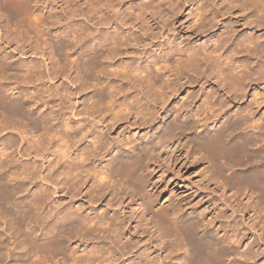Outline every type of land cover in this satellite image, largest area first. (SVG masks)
Returning a JSON list of instances; mask_svg holds the SVG:
<instances>
[{
    "label": "bare ground",
    "instance_id": "obj_1",
    "mask_svg": "<svg viewBox=\"0 0 264 264\" xmlns=\"http://www.w3.org/2000/svg\"><path fill=\"white\" fill-rule=\"evenodd\" d=\"M122 2L84 0L83 8L80 0H0V264H264L256 239L242 249L244 221L224 212V204L245 210L250 229L262 223L264 235V98L255 91L250 104L234 107L248 85L264 82L263 35L252 31L240 49L229 36L201 50L170 42L150 61L133 63L123 56L148 45L135 36L139 26L110 30ZM167 3L164 20L191 8L198 30L224 26L232 9L253 11L256 19L246 14V22L264 27V0ZM148 4L135 3L128 14L144 22L160 15L162 0ZM125 22L128 31L133 22ZM5 48L26 57L16 62ZM188 73L219 85L218 96L201 98L200 113L194 92L170 108ZM52 75L77 86H47ZM131 116L144 128L141 137L119 130L132 127ZM155 120L164 123L159 130ZM24 155L34 160L23 162ZM191 164L227 196L223 207L194 216L184 201L161 204L163 174Z\"/></svg>",
    "mask_w": 264,
    "mask_h": 264
},
{
    "label": "rangeland",
    "instance_id": "obj_2",
    "mask_svg": "<svg viewBox=\"0 0 264 264\" xmlns=\"http://www.w3.org/2000/svg\"><path fill=\"white\" fill-rule=\"evenodd\" d=\"M177 1H179V0H172V2H175V3H177ZM138 2L139 3L142 2L143 4L149 3L148 4L149 6L150 5L154 6V3H157V0H123V2L121 4V12H122L123 16L121 15L117 20H115V23L112 25V28H110V30H111V29H113V26H115V28H116V26H118L117 27L118 31H124V32H126V34H128V32L129 33L134 32V30H135L134 28H132V25H136V27L139 26L140 31L135 32V36H137V39L141 40L144 44L147 43L148 46L144 45V48H143V46L136 48V51H135L136 54H134V53H133V55L130 54L131 55L130 57L129 56L126 57L125 55L123 56L122 59L126 58L125 60H130V61L133 60V63H137V62L139 63L140 62V63L144 64V63L150 61V59L152 58V57H149L151 53H152L151 56L152 55L158 56L160 52H164V50L167 49L168 47H170V48L172 47V46H169L170 42L173 43V45H176L177 43H182V45H184V46L185 45L189 46V47L195 46L197 49L201 50L203 48V46L205 45V43L207 42V40L212 39V38L215 39L218 37L223 38L225 36L226 37L229 36V38H230L229 39V46H231V47L233 46L236 49H240L241 46H237L238 41L241 40L244 36L246 37L249 34H251L252 31H253L252 32L253 35H251L252 37L254 35L262 34L263 35L262 42H264V27H257L255 23H252L249 25L246 22V19L248 18V16H249V18L251 16V18H250L251 20L256 19V16H254V13H252L253 11L247 12L246 13V14H248V16H247L246 14L239 12L238 9H232V10H230L231 15L226 17V18H228V23L224 24V26L214 27L212 24H209L208 26L204 27L202 30H198L193 25L192 18L189 15L191 12V8L189 9L187 7H182L181 13H179L175 16L174 15L172 16L171 14H169L168 19L164 20L163 19V15H164L163 13L169 11L167 0H162L163 4L161 6L162 11H161L160 15H154L152 17H149L148 20L145 22L142 21L143 19H141V18H140V20L138 19L137 21H134L133 16L129 15L131 12L130 7H132L133 5L135 6V3L137 4ZM80 3L81 4L83 3V8L86 7V3H84V0H80ZM60 4H62V2H60ZM153 6H151V7H153ZM133 9H136V10H132V11L138 10L137 7H133ZM135 13H138V11ZM110 14L113 16L112 11H110ZM161 14H163V15H161ZM124 16H125V20L121 19ZM81 21H82L83 25L86 23L83 21V19H81ZM125 21L133 22L131 25L127 26L128 31L125 27V25H126ZM92 22H94V21H92ZM88 26L91 28L90 23H88ZM109 27H111V25ZM257 28H260V29H257ZM231 29H234V31H235L234 35H233V32L231 31ZM102 31L104 33V31L106 32L107 29L104 28ZM26 49H28V48H26ZM134 49L135 48H133V50ZM5 51L6 52L8 51V53H10V54L12 53L11 54L12 59H14L16 62H18L17 60H20L23 57H26V56H22L21 54H18V52L16 50H13V48H5ZM263 54H264V50H262L261 55H263ZM27 57L28 58L32 57V59L35 61H38V59L40 61L43 60V59H40V54L27 55ZM241 57L243 58V56H241ZM139 58H141V59H139ZM255 59H256V61L257 60L259 61V58L258 59L255 58ZM255 59H251L250 61L254 60V62H255ZM142 61H144V62H142ZM258 61H257V63L259 64L260 61L259 62ZM49 62H50V60H47V63H49ZM251 63H253V61ZM253 64L255 65L256 62ZM72 75H75V73L71 74V76H70L71 78L74 77ZM191 75H192V73H188L187 78H189L190 81L188 82V85L185 86L184 89H183V87L181 88V83L184 81L179 82L180 83L178 86L179 92L177 93L175 98H171L170 108H172L174 106V104L176 103V100H179L184 95H186L188 92L189 93L194 92L197 94V97H198V98H196L197 99L196 100L197 105L195 108L200 109L199 110V113H200L201 111L204 110V106L202 105L203 103L201 100V98L202 99L204 98L203 96H207V95L218 96L216 93H218V90H219L218 86L219 85L216 83V78L215 79L211 78L210 80L203 78V79L195 81V77H194L195 73L192 75L193 78L191 77ZM53 76H55V75H52V78L54 81H52L51 83L46 82L47 78L44 80L45 83L47 84V86L52 87L54 83H56V84L60 83L61 85H63L66 88H76V86H77L76 84H73V85L71 84V82H72L71 80H73V79H71L70 77H69L70 79H66L65 77L57 79V78H54ZM90 80H93L92 82L94 83L95 79L91 78ZM201 80H203V81H201ZM57 81H59V82H57ZM191 82H195L193 84V86H191ZM91 87L93 88V86H91ZM99 87H101V86H99ZM92 88L87 91L88 94L93 92ZM214 90H216L217 92H215ZM255 91H257L259 93V95H258L259 98H261V97L264 98V82L263 83L259 82L256 84L251 83L250 85H248L246 87V96L244 95L245 96L244 99H240V100L237 99L238 103L237 102L235 103V105H236V106H234L235 109L241 105L250 104V100L252 99V96H253L252 94L255 93ZM92 94L93 93H91L90 95H92ZM128 97L130 100H132L130 98L131 96L128 95ZM60 107H62V105H60L59 107L58 106L55 107V109L58 108L57 110H59ZM79 107L82 108L81 105ZM262 110H264V109L261 108L260 112H262ZM166 120L171 121V118H168ZM135 122L136 121H135L134 117L131 116V117H129V119L126 123H128L129 126H132V127H128V125L126 126V124H125V126L120 127L119 130H121L126 135H130V136L136 135V136L141 137L144 134V130H143L144 128L142 126L138 127L139 123L137 124ZM158 123H159V120H155L152 124V128H158V130H159L164 125V123H161V124H159L160 125L159 126ZM149 130H151V129L149 128ZM116 132H118V131H116ZM15 134L16 133H14V135ZM15 136H17V135H15ZM145 138H147V137H144V140H146ZM2 140H3V138L0 141H2ZM140 141L143 142V144L145 143L143 141V139H140ZM18 142H20V141L18 140ZM27 158L30 161L34 160V158L32 159L28 155H24V157L22 158L23 162L28 161ZM38 163H40V160H38ZM201 170H202V168H199L198 170H196V168H194V166H192V164L187 165L184 169H180V170H179V168L177 169V167L175 165L174 167H172V169H170L166 173H164L163 174L164 175L163 181L166 180L167 194H166V197L164 196V198H162L161 204H164V203L166 204L168 202V199H170V198H171L170 200H172V201L177 200L176 202H178V200H180L181 202L184 201L183 203H185V205H186V207H184L185 213L189 214L192 211V212H194L193 213L194 216L200 212L201 213L202 212L208 213L209 211L212 212L213 207H215V206L219 207V205H220V207H223V205H222L223 200L227 196L223 195L224 193L222 192V190H220L217 187V185L213 184V182L209 183L208 180H206V181H208V182H206L205 181V179H206L205 174L202 175ZM225 171L227 172V170H225ZM226 172L224 173V176L228 177L230 175L231 171H228L229 173L227 172L229 175L226 174ZM156 175H159V172ZM167 182H168V184H167ZM58 195L60 196V195H62V193H59ZM58 195L56 196L57 199H58ZM56 197L54 195L53 198L56 199ZM173 198H174V200H173ZM184 198H185V200H184ZM224 205H225V207H224L225 211L224 212L227 215L228 219L231 218L232 215L234 214L233 216L234 217L236 216L235 217L236 219H239L240 221L241 220L244 221L245 232L249 231L246 233L248 240L244 242V246L242 247V249H244L248 246L247 242H252L253 240L256 239L255 241H253L257 245V246H255V249L259 250L260 252L263 251V254H264V245H263L264 243H262V242H264V235L261 233L262 230L259 227L262 223L261 224L257 223L259 225V226L257 225L258 227L256 226V224L254 225L255 227L254 226H253V228L251 227V229H253V231H252L250 229V224H247L249 221H248L247 214L244 213L245 212L244 209H242V210H244L243 212L239 211L240 212L239 213L237 211L238 213L237 212L234 213L233 210H230L231 208L226 207V204H224ZM191 208H192V210H191ZM187 210H188V213H187ZM198 210H199V212H198ZM229 211H231V212H229ZM234 217H232L229 220L231 221ZM246 228H247V230H246ZM248 235H249V237H248ZM142 239H143V241H145L148 238L144 235V236H142ZM111 251H114V250H111ZM114 252H116V251H114ZM102 254H103V256L107 255V253H105V252H103ZM134 258H135V256L133 257V259ZM101 259H102L101 261H98L99 263L95 262V264H109V261L107 262L106 260H103V258H101ZM133 259L131 258V259L127 260V263L132 261ZM116 264H123V260L118 259Z\"/></svg>",
    "mask_w": 264,
    "mask_h": 264
}]
</instances>
